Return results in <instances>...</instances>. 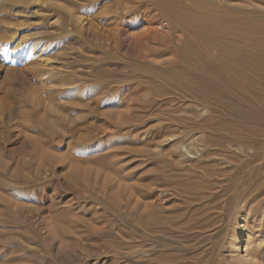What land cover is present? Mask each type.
<instances>
[{
	"label": "rangeland",
	"instance_id": "374dc122",
	"mask_svg": "<svg viewBox=\"0 0 264 264\" xmlns=\"http://www.w3.org/2000/svg\"><path fill=\"white\" fill-rule=\"evenodd\" d=\"M0 264H264V0H0Z\"/></svg>",
	"mask_w": 264,
	"mask_h": 264
},
{
	"label": "bare ground",
	"instance_id": "6f19581e",
	"mask_svg": "<svg viewBox=\"0 0 264 264\" xmlns=\"http://www.w3.org/2000/svg\"><path fill=\"white\" fill-rule=\"evenodd\" d=\"M157 24H158L159 29H163V28H165V26H166V24L163 23V22H159V23L157 22ZM164 25H165V26H164ZM32 49L37 50V49H38V45H37L36 43L32 44ZM239 239H240V237L237 238V242H236V244L239 243Z\"/></svg>",
	"mask_w": 264,
	"mask_h": 264
}]
</instances>
